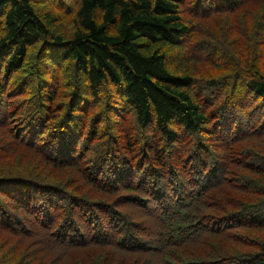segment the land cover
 I'll use <instances>...</instances> for the list:
<instances>
[{"label":"trees","instance_id":"obj_1","mask_svg":"<svg viewBox=\"0 0 264 264\" xmlns=\"http://www.w3.org/2000/svg\"><path fill=\"white\" fill-rule=\"evenodd\" d=\"M0 264H264V0H0Z\"/></svg>","mask_w":264,"mask_h":264}]
</instances>
